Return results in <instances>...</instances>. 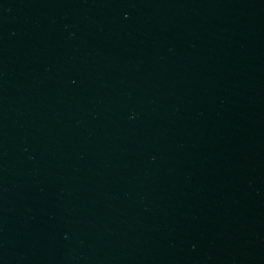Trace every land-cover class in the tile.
Here are the masks:
<instances>
[{
  "label": "water",
  "instance_id": "1",
  "mask_svg": "<svg viewBox=\"0 0 264 264\" xmlns=\"http://www.w3.org/2000/svg\"><path fill=\"white\" fill-rule=\"evenodd\" d=\"M0 264H264V0H0Z\"/></svg>",
  "mask_w": 264,
  "mask_h": 264
}]
</instances>
